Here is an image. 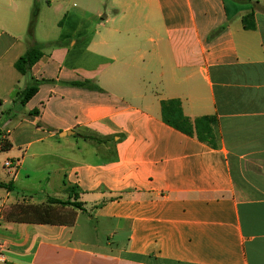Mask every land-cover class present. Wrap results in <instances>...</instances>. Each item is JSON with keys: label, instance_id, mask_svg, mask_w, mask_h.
Here are the masks:
<instances>
[{"label": "crops", "instance_id": "1", "mask_svg": "<svg viewBox=\"0 0 264 264\" xmlns=\"http://www.w3.org/2000/svg\"><path fill=\"white\" fill-rule=\"evenodd\" d=\"M81 1L0 0V135L18 161L0 175V264H264V0ZM34 11L43 56L21 75ZM173 99L217 119L215 148L163 122ZM48 160L67 196L50 198L85 210H58L71 225L22 220L47 204L24 179Z\"/></svg>", "mask_w": 264, "mask_h": 264}, {"label": "trees", "instance_id": "2", "mask_svg": "<svg viewBox=\"0 0 264 264\" xmlns=\"http://www.w3.org/2000/svg\"><path fill=\"white\" fill-rule=\"evenodd\" d=\"M254 11L243 17V25L246 30L255 29ZM37 21V11H34L32 20L30 23V29L28 33L30 48L22 55L15 63V69L21 75L30 74L32 67L42 58V48L34 41V30ZM40 83L33 81L22 92H18L14 101H20L22 105H25L32 97L36 95L39 90ZM79 85V84H78ZM162 119L163 122L181 132L188 137L195 138L208 147L215 148L217 142L216 126L217 119L215 117L203 116V117H190L183 111L182 104L179 100H164L161 102ZM38 110H34L30 113V116H38ZM9 144L7 143V147ZM0 188L7 191H12V184H5L0 182ZM72 207L78 210L85 211L81 203L62 201L55 198H48L47 204L40 206H29L22 208V220H32L34 223L40 224H60L71 225L75 221V216L63 214L58 210Z\"/></svg>", "mask_w": 264, "mask_h": 264}, {"label": "rangeland", "instance_id": "3", "mask_svg": "<svg viewBox=\"0 0 264 264\" xmlns=\"http://www.w3.org/2000/svg\"><path fill=\"white\" fill-rule=\"evenodd\" d=\"M81 0H71L70 6L75 7L76 4L82 5ZM10 106V105H9ZM3 107L2 110L6 111L8 107ZM6 114V113H5ZM17 120V119H16ZM16 127V123L13 122L9 129H13ZM7 152H1L0 153V175L2 173V166L6 158ZM56 167L53 166V163L48 160L47 163H44L40 166V170L36 174H32L30 179H24L25 184L30 189L29 192H26V194L33 197V199L36 202H42L44 199V203H47V197H59L60 199H65L67 196L63 192V185L60 181L57 180V174L52 172L49 176L46 174L48 171H54ZM50 177V184L47 183L46 178ZM69 210V209H68ZM66 212V211H65ZM61 212V213H65Z\"/></svg>", "mask_w": 264, "mask_h": 264}, {"label": "built area", "instance_id": "4", "mask_svg": "<svg viewBox=\"0 0 264 264\" xmlns=\"http://www.w3.org/2000/svg\"><path fill=\"white\" fill-rule=\"evenodd\" d=\"M7 148V139L2 134L0 135V153L6 150ZM18 168V161L13 159H6L3 163L2 169L6 172L7 175L15 178Z\"/></svg>", "mask_w": 264, "mask_h": 264}]
</instances>
